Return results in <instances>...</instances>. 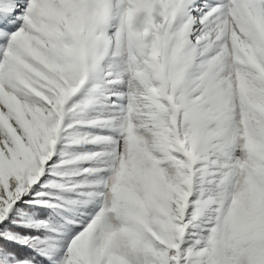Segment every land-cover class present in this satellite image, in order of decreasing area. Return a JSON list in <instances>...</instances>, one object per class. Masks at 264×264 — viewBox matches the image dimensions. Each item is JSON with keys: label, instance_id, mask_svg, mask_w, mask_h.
I'll list each match as a JSON object with an SVG mask.
<instances>
[{"label": "snow or ice", "instance_id": "6c2138e0", "mask_svg": "<svg viewBox=\"0 0 264 264\" xmlns=\"http://www.w3.org/2000/svg\"><path fill=\"white\" fill-rule=\"evenodd\" d=\"M0 264H264V0H0Z\"/></svg>", "mask_w": 264, "mask_h": 264}]
</instances>
